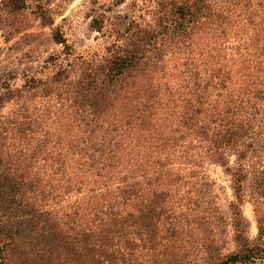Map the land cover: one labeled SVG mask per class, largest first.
<instances>
[{"label":"trees","instance_id":"obj_1","mask_svg":"<svg viewBox=\"0 0 264 264\" xmlns=\"http://www.w3.org/2000/svg\"><path fill=\"white\" fill-rule=\"evenodd\" d=\"M131 2L111 22L93 11L104 45L88 54L46 0H0L58 46L43 72L0 69V264H112L107 243L131 225L160 264L195 247L202 264L264 259V0ZM206 162L231 178L227 214Z\"/></svg>","mask_w":264,"mask_h":264},{"label":"rangeland","instance_id":"obj_2","mask_svg":"<svg viewBox=\"0 0 264 264\" xmlns=\"http://www.w3.org/2000/svg\"><path fill=\"white\" fill-rule=\"evenodd\" d=\"M46 6L50 9L53 17V24H60L64 31L67 43L72 45L75 53L82 52L92 54L99 51L104 45L103 38L96 31L88 28L90 15L94 12L105 11L109 16V22L114 21L116 15L131 13L133 10V0H122L117 5H111L113 0H46ZM138 2L139 0H135ZM111 2L108 5L101 3ZM108 6V8H106ZM94 11V12H93ZM58 49V46L51 42L49 29L40 26L29 10H23L17 13H2L0 15V69L17 73L41 71L43 60L48 54ZM101 51V50H100ZM99 51V52H100ZM39 73H42V72ZM38 73V74H39ZM225 161L229 166L235 164V155L228 151L224 155ZM253 163L252 158L244 162V167L248 170ZM204 170L208 175L212 193L215 194L219 204V209L227 214V201L231 197V178L223 167L219 164L206 162ZM250 179L249 174L247 180ZM264 210V199L259 198ZM247 227L246 233L249 239L256 234V227L249 201H244L240 208ZM264 212V211H263ZM143 229V228H141ZM134 226L125 227L122 238L114 236L107 243L118 249L113 251L112 264H160L159 253L150 250L146 230L139 234ZM195 235V232H194ZM222 246L230 247L227 239H223ZM158 247V246H157ZM112 248V250H113ZM190 264H202L204 251L195 247L188 253ZM186 260V259H185ZM172 261L166 263L170 264ZM178 264V262H177ZM253 264H264V259L256 260Z\"/></svg>","mask_w":264,"mask_h":264}]
</instances>
